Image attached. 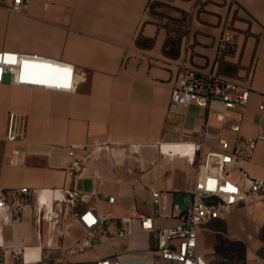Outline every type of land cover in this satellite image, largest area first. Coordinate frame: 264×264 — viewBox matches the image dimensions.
Segmentation results:
<instances>
[{
	"label": "crops",
	"instance_id": "1",
	"mask_svg": "<svg viewBox=\"0 0 264 264\" xmlns=\"http://www.w3.org/2000/svg\"><path fill=\"white\" fill-rule=\"evenodd\" d=\"M152 1L33 0L20 13L0 7V51L73 65L79 82L72 92L13 87L7 78L0 85V191L65 187L68 147L77 146L78 156L88 153L83 188L91 180L88 193L96 192L97 209L105 213L102 205L110 206L119 214L106 212L130 219L133 230L122 240L127 242L123 251L116 249L120 240L96 245L99 257L144 254L153 237L140 231V218L154 217L157 228L171 226L177 194H190L194 185L196 171L186 158L162 155V144L166 152H182L173 144L197 141L203 131L204 110L169 108L178 73L188 69L246 83L252 94L242 134L255 136L264 127V110H259L264 102V0H160L175 8L171 17L187 15L175 23L152 15ZM167 26L186 31L178 58L163 53ZM226 32L234 34V49L220 59ZM140 34L154 40L151 48L137 46ZM12 112L26 119L24 140L14 143L6 141ZM210 119L209 127L215 124ZM13 150L19 151L17 163L11 160ZM244 168L264 181L263 141ZM153 190L160 191V204ZM110 195L116 197L114 205L107 202ZM27 216L28 205L6 227L12 230L10 236L4 231L8 242L28 245L19 232ZM198 252L214 264H264V203L237 207L209 223Z\"/></svg>",
	"mask_w": 264,
	"mask_h": 264
},
{
	"label": "built area",
	"instance_id": "2",
	"mask_svg": "<svg viewBox=\"0 0 264 264\" xmlns=\"http://www.w3.org/2000/svg\"><path fill=\"white\" fill-rule=\"evenodd\" d=\"M33 0H0V7L20 13ZM264 27V23H263ZM235 38L226 32L219 43V53L226 56L234 49ZM13 87L38 88L54 91H76L79 82L73 65L45 59L37 55L0 51V85L6 78ZM252 89L236 79L216 74H199L183 70L173 80L169 108L176 111L180 106H196L205 111L203 131L197 141L187 142L191 146L196 177L190 191L191 197L184 210L172 205L169 216L174 220L168 227L157 228L152 216L140 218V231L151 235L152 243L144 254L130 252L113 253L99 257L96 245H114L133 233L131 221L117 218L111 212H101L93 204L97 194L83 188L82 174L89 154L76 155L77 146L68 147L69 164L66 168L68 184L62 188H49L52 194L62 192L63 199H55V210L71 214L84 232L83 237L65 248L67 264H214L198 252L199 237L206 226L241 206L264 203V181L254 178L244 165L252 161L259 142H264V127L255 136L242 134L244 111L250 101ZM264 110V102L259 105ZM212 117L216 127H209ZM26 119L23 115L10 113L6 130V141H23ZM190 157V156H189ZM19 151L13 150L11 160L18 162ZM46 189L31 191L28 188L0 191V264H6L10 256L15 264L43 263L44 249H57L47 241L42 245V257L28 262L25 247L16 246L4 237L6 227L18 220L25 206ZM152 197L160 204V191L153 190ZM109 205L116 203L115 196H108ZM164 209V207L162 208ZM37 224L40 228L50 221L36 207ZM162 216V215H161ZM54 232V231H53ZM41 245V244H40ZM87 256V257H83ZM69 257H76L70 261Z\"/></svg>",
	"mask_w": 264,
	"mask_h": 264
},
{
	"label": "rangeland",
	"instance_id": "3",
	"mask_svg": "<svg viewBox=\"0 0 264 264\" xmlns=\"http://www.w3.org/2000/svg\"><path fill=\"white\" fill-rule=\"evenodd\" d=\"M165 14H169L168 9H160ZM167 19V18H164ZM167 23L169 21L165 20ZM7 81H9L7 77ZM210 123H213L211 119H209ZM217 126V124L210 125L211 127ZM92 189V182L91 180L87 179L84 181V190L86 192H89ZM191 194L185 193V192H179L177 194L176 202L179 204V207L184 210L186 208L187 202L190 199ZM104 202V198H101ZM103 211H113L116 214H119L118 211L111 208L110 206L103 204L102 205ZM56 220H59V226L58 228L52 233V235L55 237V246L61 247V250H55V249H44L43 256L45 257L43 260V263H37V264H67V251H64L65 248L69 247L72 243L83 237L84 232L81 229V227L77 224V222L74 220L71 214L67 215L65 210L62 212H59V217L55 218ZM48 226L47 224L43 225L41 227V240L39 238L40 235V228L37 224V214H36V206H35V199H32L28 203V216L25 218L23 222V226L21 228L22 239H24L25 242H28V245L26 246V260H37L40 257H42V248H37L38 245L45 246L47 243V237L49 235L48 232ZM19 233V234H20ZM9 236L12 234V230H8V228L5 229V235ZM127 246V242L122 241L119 242L116 246V249L118 251H123ZM87 257V256H83ZM6 264H15L14 261L10 256L6 257ZM17 264H22L21 262H18Z\"/></svg>",
	"mask_w": 264,
	"mask_h": 264
},
{
	"label": "trees",
	"instance_id": "4",
	"mask_svg": "<svg viewBox=\"0 0 264 264\" xmlns=\"http://www.w3.org/2000/svg\"><path fill=\"white\" fill-rule=\"evenodd\" d=\"M168 9V10H175L174 7H172L169 3L165 1H160V0H154L150 2L149 4V11L152 15L158 16L159 18H167L169 21L172 22H178L187 17V15L183 12L181 13L182 19H176L171 17L168 14H165L162 10L160 9ZM168 30V36L167 39L164 43L163 46V53L165 56L170 57V58H178L180 54V44L183 36L186 34L185 30L179 29V28H171L167 26ZM136 44L140 48H151L154 44L153 39L145 38L141 34L138 36L136 40ZM223 56H220V59H222ZM224 71H228L229 67L228 65H222Z\"/></svg>",
	"mask_w": 264,
	"mask_h": 264
},
{
	"label": "bare ground",
	"instance_id": "5",
	"mask_svg": "<svg viewBox=\"0 0 264 264\" xmlns=\"http://www.w3.org/2000/svg\"><path fill=\"white\" fill-rule=\"evenodd\" d=\"M187 142H183V143H178V144H173V145H176V146H180L182 147V152H178V153H173V152H166L164 150V145L165 144H162V155H166V156H169V157H175V156H181V157H184L186 158L189 162L190 160H192V151L190 150L191 146L187 145L186 144ZM190 156V157H189ZM64 195L62 192H57V194H52L50 189H46L42 194H40L36 201H35V206L37 208H41V211H43V208L45 207V210H46V218L48 219V221H50V228H51V232H49V235L47 237V241H49L52 245V247H54L55 245V237L52 235L53 231H55L58 226H59V223L60 221L59 220H56L55 218H58L59 217V214L58 212L55 210V206H54V201L55 199H63ZM26 249L27 247L24 246ZM37 248H42V245H38L36 246ZM55 249V248H54ZM57 250V249H55ZM25 258H26V250H25ZM31 261H35V260H31ZM28 260V262H31Z\"/></svg>",
	"mask_w": 264,
	"mask_h": 264
}]
</instances>
